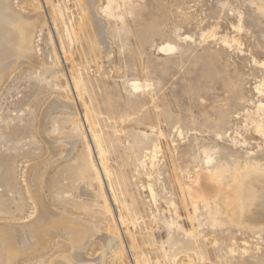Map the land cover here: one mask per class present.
Segmentation results:
<instances>
[{
    "label": "rangeland",
    "instance_id": "374dc122",
    "mask_svg": "<svg viewBox=\"0 0 264 264\" xmlns=\"http://www.w3.org/2000/svg\"><path fill=\"white\" fill-rule=\"evenodd\" d=\"M9 1L36 19L0 84V223L38 191L86 230L8 264H264L236 190L264 171V0Z\"/></svg>",
    "mask_w": 264,
    "mask_h": 264
},
{
    "label": "bare ground",
    "instance_id": "6f19581e",
    "mask_svg": "<svg viewBox=\"0 0 264 264\" xmlns=\"http://www.w3.org/2000/svg\"><path fill=\"white\" fill-rule=\"evenodd\" d=\"M9 2H10L9 0H0V84H1V81H3L4 78L8 76L10 70L12 69L11 67H13V65L17 66L18 64H21L22 59L26 60L27 63L34 61L33 42L29 41L31 39H29L28 36L30 33L29 29H31L29 27L34 26V20L36 18L35 19L33 18L34 19L33 20L32 18H29L27 16L23 17L21 15H18L17 11L12 8ZM171 49H172L171 46H165L161 48V50H171ZM18 61L19 63H17ZM262 83L264 85V82ZM50 105H52V107L53 105L54 107L63 106V104L59 101L58 102L54 101ZM50 150H51V155H52L50 157L51 159L55 157L58 158V156L62 153V148L59 149V147H55L53 145H50ZM63 156L64 154L61 157ZM38 168H39L38 172H40L42 170V165H39ZM34 172L35 173L32 176V183L35 184V183H38L40 174L37 176L38 172L37 171H34ZM242 173L243 174H241L239 177H241L243 181L241 182L240 186L236 190L239 191L241 200L244 202V207L242 206L243 209H245L244 220L257 227L259 225H264V199L263 201H258V197L262 193V190L264 191V171L251 169L249 171H245ZM235 177H238V176H235ZM197 185L200 187L201 184L197 183ZM40 193H38V191H35V194H34L35 195L34 198L36 200L35 202H37L36 204L37 214H35L36 215V217L34 216L35 218H32L33 220L30 219L31 221L29 222L26 221L27 224H23L22 226H15V225L7 224V223L6 224L0 223V264H8L18 254L23 255L24 253L29 252L30 249L33 250L32 247L35 245V242L38 240L39 242L40 240L41 241L45 239L48 240V238H52L53 240L54 237H57V235L59 236L62 234L65 237H67L68 240L71 241V244L72 242H77L78 240H81V237H82L81 235L83 234L80 232L84 228L79 225L77 226L76 224H73L72 222L69 223L70 220L68 222L61 215L51 210V208L45 202H43L42 200L43 198H40ZM80 227L83 229L80 230ZM85 230L86 229H84V231ZM108 241L109 240L107 239L106 242ZM34 249L36 250V248Z\"/></svg>",
    "mask_w": 264,
    "mask_h": 264
}]
</instances>
